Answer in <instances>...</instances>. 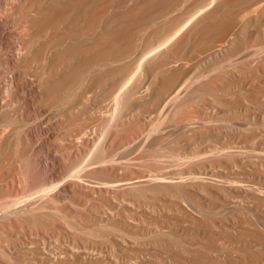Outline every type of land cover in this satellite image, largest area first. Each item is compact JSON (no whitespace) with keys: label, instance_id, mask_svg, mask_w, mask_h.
<instances>
[{"label":"rangeland","instance_id":"374dc122","mask_svg":"<svg viewBox=\"0 0 264 264\" xmlns=\"http://www.w3.org/2000/svg\"><path fill=\"white\" fill-rule=\"evenodd\" d=\"M6 1L9 0H0V10H2L0 14L5 11L7 7L6 5H8V2ZM106 1L105 20L106 17H109V14H111L110 18L112 19L114 17L121 18L120 20L114 18L115 22L109 18L106 20L109 23L111 22L110 27H107L105 30L108 33L111 31L110 28H112L113 25V28H118L120 25V27H122L124 23L130 25L132 22H128L127 19H131L132 21L134 16H136L135 19L140 17V23L137 22L135 24L134 22H136V20L134 19L131 24H134L132 29L140 28V30L137 29L139 32L136 30L139 34V38L135 43L136 45H134V48L129 50V53L122 56L123 58L119 59V61H114V63L112 61L111 64H108L109 67L105 65V68L108 69L115 67L116 62L119 66H126L131 63L133 69L130 74L127 75V78L131 75H137L143 72L140 74L141 77L137 75V77H140L139 84L128 91V94L130 95L128 96L126 93V96L124 95V98H122V103L120 102V105L118 104L116 107H112V105L109 104L111 103V95L113 96L117 90H113L114 84L117 81L114 76H112V78L110 77V79H106V84L102 82L103 86L101 85L102 87L99 86V88L93 87V85L92 87H88L90 86L88 84L92 82V74L98 72L97 68H94V70L91 68L90 71L88 70L90 73H86L88 76L85 75V77H83L81 75L78 77V79L81 78V80L77 79V76H79L77 75V72L80 71V61L83 60V58L79 61L78 59L80 57L85 58V56H83L85 51L79 46L83 45L82 47L85 48L86 45L87 48L91 43L88 42L91 40V36L88 41V37L86 38L87 43H81V45L80 42H84L87 35L84 36V41H80L81 39L73 40L75 44L78 40V50L81 49L79 52H77V45L75 46L74 44H72V46L74 45L73 47L76 48V51L71 46L73 48L71 50L75 52H72L71 50V53L69 52V54L66 52L67 55H73L71 59L76 55L73 61L75 60L74 63L76 64L77 60L78 64L80 62L79 65L76 64V66H72V64H70L69 66L66 65L65 67H62L61 63H55L57 64L56 66L53 65L54 63H51V65H53L51 67H54V71L57 68V70H59L67 67V71L64 70L66 72L65 75L68 77H74L75 74L76 79L74 77L68 82L65 80L63 81L60 79L64 74L63 69L60 71L63 73L62 75L56 70V78L54 77V79L57 80L55 81L59 83L58 80L60 79L64 85L69 83L66 85L67 88L63 89V94L60 96L62 101H57L53 108L51 106L50 108L46 106L44 107L46 110H43V108L38 113L36 111L35 113L34 109L31 107L32 102L30 101L31 103H28L29 99L26 98L28 96L27 91L22 90L23 94L18 89L19 91L16 90L18 94H16L17 92L15 90V92L11 93L12 90L7 87L6 92L8 89L10 91L6 94L3 89V87L9 84L8 80L14 73L13 67H11L6 60L12 55L10 52H14L16 49L13 50L10 46L8 48L5 43L2 44V42H0V61L4 63L2 64L0 62V67L2 69V71H0V74L2 75H0V77H2L0 80V88H2L0 91V99H4L6 107L9 105L7 107L9 109L5 107V109L0 112V132L2 131L3 133V135H1L2 133L0 134V138H3L4 136V140H8L5 145L9 143L10 149L13 147V153L16 152L17 155L18 153H22L21 157L20 155L19 157L15 155L16 153L13 154L16 157L14 156V159L12 156L13 158L9 159L8 162H10V167L8 168L7 166L9 163L6 161L8 159L4 160L5 158L3 156V158L0 157L3 164L7 162L4 165L8 170L0 168L3 170L0 171V174L1 172L3 175L10 174L9 177L7 176L8 178L5 176L8 179H6L8 182L7 184H9L5 191L7 190V193H9L11 190V196L14 197L16 192L19 194L18 196H20L21 193H23L21 195L24 196L27 192L26 196H24L27 197L28 195L33 196L37 194L44 188V190H47L48 188L50 189L52 184L55 185L56 183V186L59 183L62 184V182L64 183L67 179L69 183L71 182L73 184L72 181L75 182L72 185V189L70 188L67 194L62 197L60 196V198H54L55 201L58 200L57 202H54L52 199L48 202H51V208H49V210H47V208H45L46 210L41 208L43 210L41 211V209H39V212L37 211L39 213L38 215L36 213L31 214L32 217L30 214H27L24 218L26 219L28 217L26 219L28 222H26L23 217H20L21 221L23 220V223L20 222L21 225L23 224V227L20 225H14L13 228H15L13 229L12 227H9V225L6 227L3 226V228L0 226V264H170L171 262L172 264H179V262L180 264H195L192 263L194 260H196V264H259L260 259L263 261L260 263L264 264V0H217L219 3L214 1L212 4L214 5L218 3L219 5L217 4L214 6L215 8H212L213 5L211 4L210 8L206 9L209 10L208 13L210 12L208 17L205 15L202 17L203 15H201L204 13H206V15L208 14L205 10L204 13L201 12V14L198 15L202 19L199 17L195 18H199L198 20L201 21H199L200 23H197L198 25L196 24L197 26L195 25L189 32H196L198 33L197 35L200 34L201 30L204 28L202 26L206 25V23H208L209 27L214 28V26L217 25L218 20H221L222 18H231L232 25L230 31L227 33L228 36L225 35L228 38L227 42L230 39L231 40L228 42V44H230L225 49V52L220 50L217 56L210 54V49L204 47L206 44H201L199 36L193 33L192 38L188 34L189 39L191 38L190 41L188 40L189 43L187 42V44L185 43L178 47L174 46L177 50H175L173 46H171L172 48L170 47L174 50L173 52L176 51L177 53L170 52L173 55H168L170 51L168 46V48H166L168 54L166 51H163V53L161 50L163 54L160 55L161 52L157 50L156 53H154L155 56L152 54L147 60H143L145 62H141V60L145 58L144 56L148 54L151 49L154 50V48H157L156 46L161 37L160 32L165 30L169 25L171 26L173 24V26H171L173 28L178 25L177 23L180 24V21L182 22L188 19L192 15V12H195L209 0H173L175 3H170L171 6L169 5V2L172 0L168 2L167 0L166 2L161 0L165 5H162L163 9L160 8V5L158 8L165 12L159 10L161 14H158L159 11L156 9L155 12L157 13L155 14L153 13L154 11H149L153 16L157 15L156 17L151 16L150 13L148 14L151 17L147 14L143 13V15L141 13L144 12L142 10L144 8V10L147 11L145 5L148 4L147 2L149 0H144L145 3L142 2L143 0H140L141 3H139V0ZM150 1L152 2V0ZM158 1L159 0L156 1L157 4ZM136 2L142 4V9H138L139 12L141 11L140 14L134 8V11L139 15L142 14L139 17L136 12L137 15L134 13L132 7V9L129 10L131 5L138 8V3L136 6L133 5ZM166 3L168 4V7L166 6ZM107 4H110V6ZM195 8L196 10H194ZM217 8L219 9L218 11L216 10ZM212 9L213 11H210ZM10 10H6V14L8 15L4 14L5 12L1 14L3 18L6 16V20L4 22L2 21V26L4 27L7 25L4 27V31H7L6 35L8 37L11 35V38H9L13 39L10 40L12 41L11 43L15 42L16 45H13L21 47V37H23V34L28 36L23 28V18L18 15L20 13L17 12L16 14L15 10ZM128 10L130 12H128ZM13 11H15V13ZM131 11H133L135 15L132 14ZM115 12L118 16H113L116 14ZM123 12L129 14V16H126L127 14H124ZM119 13L122 14L120 15ZM123 16H126L127 18ZM142 16L144 18L145 16L146 18H152L153 20L147 22V19L149 18L146 20L143 18L146 21L145 22L141 19ZM18 18L21 20L20 22ZM141 20L144 22L141 23ZM204 20L206 22H204ZM117 23H120V25ZM18 26H20L19 28L21 29H19ZM199 26H201V29ZM160 27H162L161 29L163 30L159 31ZM198 27L200 31H198ZM15 29L18 31L21 30L22 33L14 31ZM167 30L168 29H166V31ZM75 32L76 31L74 30V33ZM76 33H78V31ZM157 35L160 37L156 42L155 38H157ZM193 35L195 37H193ZM75 37H77V35ZM227 38L223 39L225 40ZM217 43H219V41L216 40L215 44ZM210 44L208 43V46ZM210 46L212 47L213 45ZM27 53L28 52L26 51L25 53H21L22 56L20 55L19 57L21 58L17 59L18 61L16 60L17 65H15L14 68L18 69V72L21 70L20 73H28L29 75L35 74L34 77L37 78V80H43L47 76V67H49L47 64H50V62H43L46 60H41V58H43L42 55L39 57L40 62H42L38 65V62L36 63L38 52H36V54L33 53L34 56H30L33 55L30 52V55ZM5 55L9 57L7 58ZM67 57L65 54V58ZM2 59L4 61H2ZM176 59H178V63ZM84 60L87 63V58ZM42 63L43 68H41ZM82 63L86 65L84 62ZM142 63L144 65L148 64L147 67ZM175 63L178 66L182 64L181 68L179 70L177 69V71L183 72V69L191 70L194 74L196 73L197 79L194 75V77L191 76V79L190 77L188 79L186 78L187 80L184 79V82H181L182 86L181 83L179 84V88H185L186 85H188L186 87L187 90L188 88L190 89V87H193L191 90H188V92L186 89H182L183 92L185 93L186 91L187 94L185 93V95H181L180 97L182 98H178V101L175 100L174 92L168 94L169 97L167 96V99H160L161 91L159 85H161L162 81L160 78L163 79V77H166L167 74L165 73L167 72V69L173 67L174 70H176L175 68H178V66ZM139 64H142V69L145 67V69H143L145 71L141 69V65L139 66ZM174 64L177 67H175ZM81 65L80 69L84 68L85 65H83V67ZM111 65L112 67H110ZM136 65L138 68L135 67ZM74 66L79 71L76 69L77 71L72 70L73 72H69L72 67L75 68ZM68 67L71 69L69 70ZM173 68H171V71H174ZM45 69L46 71H44ZM35 70L37 73H35ZM74 71H76V73ZM144 73L145 76L143 75ZM168 73L175 74L169 70ZM68 74H70V76ZM66 76H62V78L65 79ZM114 79L116 81H114ZM189 79L190 81H188ZM193 79H196L194 83H192L194 81ZM204 80H206L207 86L204 85L206 84ZM112 81H114L113 84H111ZM64 82H66V84ZM110 84L112 86H108ZM156 84L159 85L157 86ZM116 85L118 84H115V86ZM200 85L203 86V88ZM106 87L108 88L106 89ZM117 87L118 86H116V88ZM156 88L159 89V91ZM111 89L113 90L112 93ZM64 91L66 94H64ZM108 91L110 92V95ZM129 92H132V94ZM155 92L159 96H157ZM183 97H185V99H183ZM38 98H41L39 101L41 103L43 101L42 97ZM123 99H126V101L123 102ZM173 99L176 103H174L175 101ZM37 101L38 99L35 100V102ZM123 103L125 104L121 105ZM17 104L18 106H16ZM15 107L16 109H13ZM85 107L87 111L85 110ZM117 107H119V110L117 109V112H115ZM55 108L56 110H54ZM7 121H10V124H8ZM34 123L36 124L34 125ZM115 124L119 126L115 127ZM138 124H143L144 126L147 125V127L144 128L142 125L141 128ZM138 127L140 129H138ZM13 128H15L16 131H14L15 129ZM7 130H9V133ZM5 131H7L8 135L4 134ZM26 131L29 132L27 133ZM128 131H130L131 134ZM14 133L15 136H13ZM7 136L10 139H8ZM115 136L118 138L116 139ZM17 137L18 139H15ZM12 140L13 143L11 142ZM223 145H230V148H233V152L236 153L234 154L231 151L232 154L229 153L225 155V157L221 154L220 156L222 158L216 156V159L212 158L213 160L205 157L202 158V155H199L201 152L203 153L204 150L212 146ZM14 146L17 149H15ZM0 149L3 150V147ZM2 154L3 153L0 150V155ZM99 155L101 159L98 157ZM35 158L40 161V166L34 165L35 163L33 161H35ZM97 158L99 159L97 160ZM201 158L203 161L205 158L203 163ZM227 158L230 160L228 161ZM20 159L26 162L24 163L22 161V164L20 163ZM51 159L52 161L54 160V163L50 161ZM197 159L199 161H197ZM197 162L198 164L196 165ZM200 162L201 164H199ZM14 163H19V166ZM204 163L205 165H203ZM11 164L16 165L14 167H18V170L21 169L23 173L25 172L26 175L24 174L23 176L22 172L19 171L21 172L19 182H22L23 185H21V183L18 184V182L10 185V179H12L10 176L15 178L19 176L17 174L18 170L15 172V168H13ZM32 164L35 167H33ZM20 165L21 167H25L23 168L24 171L20 168ZM47 167L49 168L46 169ZM196 167H200L203 170L205 168L204 171L208 173V176L211 178L213 177L215 182H221L228 179L232 180L234 186L236 185V187H240L241 189L246 186L245 188L247 190L243 189V192L239 188L233 190L232 187L224 186L225 184L222 182L220 183L221 185L216 182L213 191L207 193L204 191H193L187 186L190 181H186L187 183L184 182L186 186H183L184 183L180 182L179 184L173 183L178 182L185 175H188L190 169L191 171L197 169ZM112 168H114L115 171ZM68 170L69 172H67ZM35 171H37V174ZM48 171L51 172V174L54 171L52 179L45 175ZM159 175H163L164 177L167 176L168 178H165L168 180L171 179L172 183L167 185V183L163 184L158 182L156 185H151L149 183L139 182L140 184L137 183V185L135 184L132 188H124V190L122 188H117V191L112 193L111 191L107 192L106 190L109 183L119 181V179L129 177L142 179L143 177H154ZM76 183L80 184V186ZM103 183L106 188L105 190ZM97 186L99 189H96ZM24 188L25 190H23ZM51 188L54 189L55 187ZM37 189L39 190L37 191ZM118 190L120 192H118ZM14 191L16 192L14 193ZM103 192L105 193L103 194ZM109 192L112 195L109 194ZM5 193H0V200L5 201V196H7ZM1 197H5V199ZM2 201L0 203H3ZM42 212H44V214ZM34 216L35 218H33ZM16 218L20 221L19 217ZM31 218L32 220H30ZM42 218H44L45 221ZM196 219L199 221L196 222ZM201 219H203V222ZM7 227L9 228L7 229ZM60 254L62 257L64 256V258L61 257V262H50L51 259ZM73 254L76 255L73 256ZM228 256L232 258H229ZM227 257L229 261H227ZM233 257L235 260H233ZM48 258H50V260ZM219 258H221V261ZM212 259L216 261L213 262ZM251 259L254 260L251 261Z\"/></svg>","mask_w":264,"mask_h":264},{"label":"bare ground","instance_id":"6f19581e","mask_svg":"<svg viewBox=\"0 0 264 264\" xmlns=\"http://www.w3.org/2000/svg\"><path fill=\"white\" fill-rule=\"evenodd\" d=\"M106 0H9V1H6V2H8L7 4L8 5H6L7 7H6V9H5V13L4 12H2V13H4V14H6V10H15L16 11V14H17V12L18 13H20V14H18V15H20V16H22V18H23V22H24V30H25V33H27V35L28 36H25L24 34H23V37H21V40H22V45H21V47L20 46H15L16 44H15V42L14 43H11L12 41H10V40H13V39H9V38H11L10 36L8 37L6 34V32L4 31L5 30V28L4 27H6V26H2V23L6 20V16H4L5 18H3V16L1 15L0 16V42H2V44L3 43H5L7 46H8V48H9V46L11 47V48H13V50L14 49H16V51H14V52H10V53H12V55H10V58H8L6 55V57L8 58V60H6L7 62H9V64H10V66L11 67H13V74H12V76L9 78V84H7L5 87H3V89L5 90V92H6V89H7V87L8 88H10V90H12L11 91V93L12 92H15L16 90H20L22 93H23V91H27V94H28V96L26 97L27 99H29V101H28V103L30 102L31 104H32V108L34 109V112L36 111L37 113L38 112H40L44 107H49L50 108V106L53 108L55 105V103H57V101H60L61 100V98H60V96H61V94H63L62 93V91H63V89L64 88H67V86L66 85H68V84H66V82H68V81H70V80H72L74 77H75V79H76V75L74 74V77L72 76H70V74H68L70 77H68V76H66L65 75V71L64 70H66V68L65 69H63V68H61V69H63V71H64V74L63 73H61L60 71H61V69H59V70H57L56 68V70L57 71H59L60 73H61V75L62 76H66V78L65 79H63L62 78V76H61V78L60 79H62L63 81L65 80L66 82H64L66 85H64L63 84V82H62V80L60 81V79L58 80L59 81V83L57 82V81H55V80H57V79H54V77L56 78V76H55V71L53 70L54 69V67L52 68L51 66H56L57 64H60L61 63V65H62V67H65L66 65L67 66H69L70 64H72V66L73 65H75L76 66V64L77 65H79L80 64V62H81V66L83 67V65H85V64H83L82 62H84V63H86L85 62V58H87V63H86V65L84 66V68H82V69H80V65H79V70L75 67V68H73L72 67V69L70 68V67H68L69 68V72H73L72 70H78L79 72H77L78 74L77 75H79V76H77V79H78V77H80L81 75L83 76V77H85V75H87L88 73H90V72H88V70L90 71V69L91 68H93V70H94V68L96 69H98V72L95 74V72H94V74H92L93 75V77H92V82H90L89 83V81H88V85H90V86H88V87H92V85H93V87H98L99 88V86H103V83L102 82H104V84H106L105 83V81H106V79H110V77L112 78V76H114L115 77V79L117 80H115L114 79V81H116V83L115 84H118V85H116V86H118L117 88H116V86H115V84H114V88H113V90H116V92H115V94L112 96L111 95V103H109L110 105H112V107H116V106H118V104L120 105V102L122 103V98H124V95L127 93L128 94V91H130L132 88H135V86L137 85V84H139L138 82L140 81V74L141 73H143V72H141L140 74H137V75H139L138 77H137V75H131V76H129L128 78H127V75L128 74H130V72L132 71V69H133V66H132V64L130 63V64H128V65H126V66H123L122 64H120V65H122V66H119L118 64H117V62H116V65H117V67H116V65H115V67H112V65L110 66V67H112V68H108V69H111V70H108L107 68H105V65H107L108 66V64H111V62L113 61V63H114V61H119V59H122L123 57L122 56H124L126 53H129V50H131L132 48H134V45H136L135 43L138 41V38H139V34H138V30H140V28H137V29H132L134 26V24L133 25H131L132 23H133V20L135 19V17L136 16H134V19H132V21H131V19L130 20H128L127 19V21L129 22L130 21V25H128L127 23H124V25H122V27H120L121 25H120V23H117V24H119L120 26L117 28H113L114 27V25H113V30H112V28H110L111 29V31L108 33V32H106L105 30L107 29V27H110V23L109 22H107L106 20H108V18L109 19H112V18H110V15L111 14H109V17H106V20H105V12H106V2H105ZM140 1V0H139ZM145 1H147V0H145ZM145 1L143 0L142 2H144L145 3ZM150 1V0H149ZM147 2L148 4H146L145 5V7H146V9H147V11H145L144 9H142V4H139V3H141V1L138 3V2H136V3H134L133 5H135L136 6V4L138 3L139 5H140V7H139V5H138V8H136V7H133L132 5L130 6V8H129V10L130 9H132L133 11H134V8L136 9V11H138V9L139 8H141L144 12H141L142 14L144 13V14H147L148 16H149V14L148 13H150L151 14V16H153L152 15V11H154L153 13H157V12H155V10L157 9V11H161V9H163V6L162 5H165V3H163V2H166V0H164L163 2L161 1V0H159L158 1V4H157V0H152V2L150 1V2ZM161 1V2H160ZM168 1H170V0H167V2ZM179 1V0H178ZM214 1H217V0H209L206 4L204 3V5L202 6V7H197L198 9L196 10V8L194 9V10H196L195 12H192L191 14V16L188 18V19H186V20H184V21H180V24L179 23H177L178 25H176V26H174L173 28L171 27V26H173V24L169 27H167V26H164V27H167L166 29H168L167 31H166V29L165 30H163V29H161L162 27H160V29H159V31L160 30H163L162 32H160L161 34H160V41H158V39H159V37H158V35H157V38H155L156 39V42L158 41L159 43H158V45L156 46L157 48L155 49L154 48V50H152L151 49V51L148 53V54H146L144 57V59H142L141 60V62L143 61V60H147L150 56H152V54L154 55V53H156V51L157 50H159L160 52H161V50H162V52L163 51H166V48H168V46H169V48L171 47V46H173V48H174V46H176V47H178V46H182L183 44H187V42L189 43V41H190V39L192 38V34L193 33H195L196 35L198 34V33H196V32H193V33H190L189 31L197 24V23H200L199 21H201V20H198L199 18L200 19H202L201 17H199L198 15H200L201 14V12H205V10L206 9H209L210 8V6H211V4L214 2ZM219 1V0H218ZM217 1V2H218ZM5 2V3H6ZM172 2H174L173 0L171 1V2H169V5H170V3L172 4ZM221 2V1H220ZM108 3V2H107ZM143 3V4H144ZM160 3H162V4H160ZM175 3V2H174ZM174 3H173V5H174ZM219 3V2H218ZM217 3V4H218ZM4 4V3H3ZM113 4V3H112ZM167 4V3H166ZM208 4H210V5H208ZM217 4H212L213 5V7L212 8H215L214 6H216ZM223 4V3H222ZM108 6H110V4H107ZM117 5V4H116ZM119 5V4H118ZM161 7H160V6ZM206 5H208V6H206ZM219 5V4H218ZM2 6H5V5H2ZM167 7H168V4L166 5ZM165 6V7H166ZM171 6V5H170ZM169 6V7H170ZM223 6V5H222ZM132 7V8H131ZM158 7H160L161 9H159ZM164 7V8H165ZM166 7V8H167ZM218 7V6H217ZM5 8V7H4ZM3 8V9H4ZM218 8H220V7H218ZM216 9L217 11L219 10V9ZM10 10V11H11ZM128 10V12H130ZM140 10V9H139ZM164 10H166V9H164ZM193 10V11H194ZM215 10V11H216ZM2 10H0V12H1ZM15 11H13L14 13H15ZM133 11H131L132 12V14H134L136 11H134V13H133ZM149 11H151V12H149ZM160 11L158 12V14L160 13ZM207 11V13H208V11L209 10H206ZM210 11H213V9L212 10H210ZM140 12L138 11V13L140 14ZM161 12H165V11H161ZM116 13V12H115ZM124 13V12H123ZM126 13V12H125ZM124 13V14H125ZM137 13V12H136ZM135 13V14H136ZM137 13V14H138ZM210 13V12H209ZM209 13L206 15V13H204V14H201V15H203L202 17H204V15L205 16H207L208 17V15H209ZM213 13V12H212ZM113 14V13H112ZM117 14V13H116ZM113 15V16H118V14L117 15ZM120 15L122 14V13H119ZM123 14V15H124ZM127 14V13H126ZM131 14V13H130ZM131 14V15H132ZM134 14V15H135ZM136 14V15H137ZM138 14V17L139 16H141V15H139ZM143 14V15H144ZM161 14V13H160ZM6 15H8V14H6ZM120 15H119V17H120ZM130 15V16H131ZM212 15V14H211ZM214 15V14H213ZM113 16H111V17H113ZM126 16H129V14H127ZM126 16H123V17H126ZM133 16V15H132ZM151 16H149V17H151ZM155 16V15H154ZM153 16V17H154ZM157 16V15H156ZM155 16V17H156ZM196 16V17H195ZM226 16V15H225ZM224 16V17H225ZM2 17V18H1ZM16 17V16H15ZM122 17V18H123ZM149 17H147V18H149ZM197 17H199L198 19H195V18H197ZM227 17V16H226ZM21 18V17H20ZM115 18V17H114ZM114 18L112 19L114 22H115V20H114ZM118 18V17H117ZM117 18H115L116 20H117ZM127 18V17H126ZM129 18V17H128ZM132 18V17H131ZM140 18V17H139ZM139 18H136L135 20H136V22H134L135 24L137 23V22H139ZM144 17L142 16V20H146L147 18H146V16H145V18L143 19ZM222 18V17H221ZM3 19V20H2ZM14 19V18H13ZM119 19V18H118ZM121 19V18H120ZM119 19V20H120ZM138 19V20H137ZM10 20H12V19H10ZM17 20V19H16ZM18 20H19V18H18ZM118 20V21H119ZM141 20V21H142ZM144 20V21H145ZM153 19L151 18H149V19H147V22L148 21H152ZM3 21V22H2ZM15 21V20H14ZM21 20H19V22H20ZM110 21V20H109ZM112 21V22H113ZM126 21V20H125ZM125 21H122V22H125ZM144 21H142L141 23H143ZM10 22V21H9ZM19 22H18V24H19ZM121 22V23H122ZM146 22V21H145ZM203 22V21H202ZM204 22H206L205 20H204ZM10 23H12V22H10ZM22 23V22H21ZM20 23V24H21ZM140 23V22H139ZM13 24V23H12ZM112 24H114V23H112ZM116 24V23H115ZM123 24V23H122ZM127 24V25H126ZM15 25V24H14ZM125 25H126V28H125ZM139 25V24H138ZM198 25V24H197ZM196 25V26H197ZM203 25H204V23H203ZM208 25V23H206V25H204V26H202V24H201V26L202 27H204L202 30H201V32H200V34L199 35H197V36H199V38H200V40H201V44L203 43V44H206V45H204V47H208L209 49H210V51H209V49L207 48V50L210 52V54H212V55H216L217 56V54H218V52H220V50L222 51V52H225V49L228 47V45L230 44H228V42L231 40H229L228 42H227V40H228V38H227V36H228V32L230 31V27H231V25H232V20H231V18L229 19V18H222L221 20H218V22H217V25L216 24H214V25H216V26H214V28L213 27H209V25ZM21 26V25H20ZM20 26H18V28L20 27ZM118 26V25H117ZM124 26V27H123ZM131 27V28H128V27ZM133 26V27H132ZM140 26V25H139ZM139 26H137V27H139ZM201 26H199L200 27V29H201ZM213 26V25H212ZM136 27V26H135ZM163 27V28H164ZM199 27L197 28L198 29V31H200V29H199ZM8 28V27H7ZM171 28V29H170ZM10 29V28H9ZM11 29H13V28H11ZM19 29H21V28H19ZM109 29V28H108ZM109 29V30H110ZM24 30H22V31H24ZM28 32H27V31ZM74 30L77 32L78 31V33H74ZM108 30V31H109ZM135 30V31H134ZM138 32H137V31ZM14 31H18V30H14ZM164 31H166V32H164ZM195 31H197V30H195ZM197 31V32H198ZM18 32H21V30L20 31H18ZM189 32V33H188ZM12 33V32H11ZM22 33V32H21ZM159 34V33H158ZM188 34H189V36L191 37L190 39H189V37H188ZM9 35V34H8ZM77 35V37H75ZM87 35V36H86ZM225 35H227V36H225ZM19 36V35H18ZM17 36V37H18ZM84 36H86L85 37V41H84ZM91 36V40H92V38H93V40L91 41L90 39H89V37ZM225 36V37H224ZM88 37V38H87ZM193 37H195L194 35H193ZM20 38V37H19ZM86 38H87V41L88 40H90V41H88L90 44L88 45V47L86 48V45H85V48L84 47H82L83 45H81V43H85L86 42ZM154 38V37H153ZM199 38H195V39H199ZM223 38H227V39H223ZM17 39V38H16ZM74 39H81L80 41H84V42H80V45L81 46H79V47H81V49L83 48L84 50L83 51H85L84 53H83V56H85V58L84 57H80L79 59H78V61L81 59V58H83V60H81L80 62H79V64H78V62H77V60H76V64L74 63L75 62V60L73 61V59H74V57L76 56H74L73 57V59H71L72 58V56H70V55H67V53L66 52H68V54H69V52L71 53V49H73L74 48V50L76 49L75 47H73L74 45L76 46L77 45V47H78V40H77V42H76V44H75V42L73 41ZM83 39V40H82ZM189 40V41H188ZM216 40L217 41H219V43H217V44H215L216 43ZM20 41V40H19ZM213 42H215V43H213ZM19 43V42H18ZM87 43V42H86ZM208 43L210 44V45H213L212 47L209 45L208 46ZM213 43V44H212ZM13 44H15V45H13ZM72 44H74L73 46H72ZM157 44V43H156ZM215 44V45H214ZM5 45V46H6ZM73 48H72V47ZM79 47L77 48V50L79 49ZM175 47V48H176ZM184 47V46H183ZM3 48V47H2ZM11 48H10V50H11ZM162 48V49H161ZM172 48V47H171ZM170 48V51H169V54H168V52H167V54L168 55H173V54H171L170 52H173L174 50L173 49H171ZM174 48V49H175ZM80 49V50H81ZM86 49V50H85ZM180 49V48H179ZM182 49V48H181ZM3 50V49H2ZM9 50V51H10ZM36 50H38V51H36ZM71 50V51H70ZM80 50H78L77 52H79ZM172 50V51H171ZM175 50H177V49H175ZM25 51L26 52H30V53H32L33 51V53H35L36 54V52H38L37 53V57H38V59H39V61H38V59H36V57H35V59L37 60L36 61V63L38 62V65L42 62H40V58L39 57H41L42 55V57L43 58H41V60H43V59H45L46 61H43V62H47V63H49L50 62V64H47V66H49V67H47L48 69H47V76L43 79V80H41V79H38L37 80V78H35L34 76H35V74L34 75H29L28 73L27 74H25V73H23V72H21L20 73V71L21 70H19V72H18V69H15L14 67H15V65H17V63H16V60L17 59H19V58H21V57H19L20 55H21V53H25ZM36 51V52H35ZM76 51V50H75ZM75 51H72V52H75ZM158 51V52H159ZM41 52H42V54H41ZM159 52V53H160ZM160 53V55L161 54H163V53ZM165 52V53H166ZM176 52V51H175ZM175 52H173V53H175ZM2 53H3V51H2ZM27 53V54H28ZM30 53H29V55H30ZM32 53V54H33ZM82 53V52H81ZM80 53V54H81ZM158 53V54H159ZM177 53V52H176ZM65 54H66V57L67 56H70V57H67V58H65ZM78 54V53H77ZM220 54V53H219ZM223 54V53H222ZM225 54V53H224ZM25 55V54H24ZM28 55V56H29ZM39 55V56H38ZM22 56V55H21ZM30 56H34V54L33 55H30ZM36 56V55H35ZM155 56V55H154ZM154 56H153V58H154ZM6 57H4V58H6ZM27 57V56H26ZM78 57H79V55H78ZM177 57V56H176ZM214 57V56H213ZM1 58V57H0ZM3 58V59H4ZM29 58V57H28ZM34 58V57H33ZM33 58H32V60H33ZM2 59V61H4ZM23 59V58H22ZM26 59V58H25ZM24 60V59H23ZM31 60V61H32ZM151 60V59H150ZM174 60V59H173ZM177 60V63L179 62L178 61V59H176ZM5 61V62H6ZM18 61V60H17ZM21 61V60H20ZM25 61V60H24ZM29 61V60H28ZM49 61V62H48ZM1 62V61H0ZM34 62V61H33ZM32 62V63H33ZM143 62H145V61H143ZM175 62V61H174ZM2 63V62H1ZM16 63V64H15ZM19 63H21V62H19ZM18 63V64H19ZM51 63H54L53 65H51ZM55 63H57V64H55ZM120 63H122V62H120ZM2 64H4V63H2ZM7 64V63H6ZM143 64V63H142ZM142 64H139V66L141 65V69H142ZM176 64V63H175ZM174 64V65H175ZM32 65V64H31ZM45 65V64H44ZM144 65V64H143ZM146 65V64H145ZM144 65V66H145ZM148 65V64H147ZM147 65L145 66V67H147ZM177 65V64H176ZM175 65V67H177ZM180 65V64H179ZM182 65V64H181ZM181 65L180 66H178V68H175L176 70H174V68L173 67H171V68H173V70L174 71H176V72H174V71H171L172 69L171 68H169V69H167V72L165 73V74H167V75H169V76H167L166 75V77H163V76H165L164 74H162L163 76H158V77H163V79L162 78H160L161 80V85H159V89H160V99H167L169 96H168V94H171L172 92H174L175 94H174V96H175V100H177L178 98H182V97H180L181 95L183 96V95H185V93H186V91H185V93L183 92V90L182 89H186L187 90V86L188 85H186V87L184 88H179L178 86H179V84L181 83V82H184L183 80L184 79H188L189 77H190V79L192 78V77H194V75L196 76V73L194 74V72H192L191 70H187V69H183L182 71L183 72H181V71H177V69L179 70L180 68H181ZM9 66V65H8ZM9 66V67H10ZM37 66V65H36ZM4 67V66H3ZM8 67V68H9ZM18 67V66H17ZM16 67V68H17ZM32 67H34V66H32ZM59 67V66H58ZM109 67V66H108ZM135 67H137L138 68V66L136 65ZM145 67L143 68V69H145ZM19 68V67H18ZM21 68V67H20ZM37 68V67H36ZM40 68V67H39ZM41 68H43V63H42V67ZM45 68H46V66H45ZM183 68V67H182ZM0 69H1V67H0ZM5 69H7V68H5ZM12 69V68H11ZM22 69V68H21ZM29 69V68H28ZM107 69V70H106ZM136 69V68H135ZM142 69V70H143ZM7 70H9V69H7ZM30 70V69H29ZM76 70V71H77ZM137 70V69H136ZM135 70V71H136ZM148 70V69H147ZM168 70L170 71V72H173V73H175V74H172V73H168ZM188 72H187V71ZM0 71H2V69L0 70ZM10 71V70H9ZM27 71V70H26ZM32 71H34V70H32ZM36 71V70H35ZM44 71H46V69L44 70ZM62 71V72H63ZM67 71V70H66ZM76 71H74L75 73H76ZM143 71H145V70H143ZM186 71V72H185ZM190 71V72H189ZM4 72H5V70H4ZM8 72V71H7ZM25 72V71H24ZM68 72V73H69ZM88 72V73H87ZM139 72H140V70H139ZM147 72V71H146ZM179 72V73H178ZM32 73V72H31ZM30 73V74H31ZM35 73H37V71L35 72ZM87 73V74H86ZM9 74V73H8ZM7 74V75H8ZM44 74V73H43ZM59 74V73H58ZM134 74V73H133ZM1 75V74H0ZM38 75V74H37ZM57 75V74H56ZM72 75V74H71ZM144 76H145V73L143 74ZM161 75V74H160ZM200 75V74H199ZM2 76V75H1ZM6 76V75H5ZM58 76V75H57ZM88 76V75H87ZM136 76V77H135ZM192 76V77H191ZM203 76V75H202ZM82 77V78H83ZM201 77V76H200ZM199 77V78H200ZM57 78H59V77H57ZM143 78V77H142ZM2 79V77H0V80ZM74 79V80H75ZM186 79V80H187ZM190 79L188 80V81H190ZM196 79H197V76H196ZM195 79V80H196ZM218 79V78H217ZM6 80V79H5ZM78 80H81V78L80 79H78ZM90 80H91V78H90ZM143 80V79H142ZM194 80V79H193ZM195 80L192 82V83H194L195 82ZM200 80V79H199ZM199 80H197V81H199ZM111 81V80H110ZM110 81H109V83H110ZM114 81H112V83L111 84H113L114 83ZM157 81V80H156ZM196 81V82H197ZM201 81V80H200ZM205 82H206V80H204ZM215 81V80H214ZM62 82V83H61ZM142 82H144V81H142ZM146 82V81H145ZM186 82V81H185ZM202 82V81H201ZM213 82V81H212ZM108 83V84H109ZM158 83V82H157ZM210 83V82H209ZM215 83V82H214ZM61 84H63V85H61ZM108 85V86H112V85ZM187 84V83H186ZM203 84H204V82H203ZM218 84V83H217ZM75 85V84H74ZM157 85V84H156ZM157 85V86H158ZM185 85V84H184ZM193 85V84H192ZM204 85H206L207 86V82H206V84H204ZM213 85V84H212ZM1 86H2V84H1ZM4 86V85H3ZM66 86V87H65ZM101 86V87H102ZM181 86H182V83H181ZM199 86V85H198ZM201 86V85H200ZM210 86V85H209ZM209 86H208V88H209ZM217 86V85H216ZM137 87H139V86H137ZM145 87V86H144ZM190 87V86H189ZM193 87V86H192ZM192 87H190V89L188 88V90H191L192 89ZM202 88H203V86H201ZM205 87V86H204ZM211 87V86H210ZM215 87V86H214ZM108 87H106V89H107ZM110 88V87H109ZM112 88V87H111ZM146 88H148V87H146ZM155 88V87H154ZM196 88V87H195ZM25 89V90H24ZM145 89V88H144ZM150 89V88H149ZM152 89V88H151ZM157 89V88H156ZM159 89H157L158 91H159ZM198 89H199V87H198ZM201 89V88H200ZM211 89V88H210ZM2 90V88H0V91ZM9 89H8V91H10ZM15 90V91H14ZM18 90V91H19ZM23 90V91H22ZM85 90H87V89H85ZM102 90V89H101ZM104 90H105V88H104ZM113 90L111 89V93L113 92ZM147 90V89H146ZM155 90V89H154ZM156 90V91H157ZM188 90H187V92H188ZM197 90V89H196ZM6 92V94H8L9 92ZM65 91H66V89H65ZM65 91H64V94H66L65 93ZM69 91V90H68ZM110 91V90H109ZM108 91V93H109V95H110V92ZM133 91H135V90H133ZM132 91V92H133ZM152 91V90H151ZM157 91V92H158ZM194 91V90H193ZM192 91V92H193ZM3 92V91H2ZM1 92V93H2ZM4 92V93H5ZM17 92V91H16ZM67 92V91H66ZM132 92H129V93H131L132 94ZM21 93V94H22ZM153 93V92H152ZM156 93V92H155ZM184 93V94H183ZM191 93V92H190ZM5 94V95H6ZM16 94H18V92L16 93ZM24 94V93H23ZM23 94H22V96H23ZM84 94V93H83ZM148 94V93H147ZM187 94V93H186ZM130 94H128V96H129ZM156 95L157 96H159L157 93H156ZM191 95V94H190ZM189 95V96H190ZM3 96V95H2ZM21 96V95H20ZM65 96V95H64ZM81 96V95H80ZM84 96V95H83ZM126 96V95H125ZM168 96V97H167ZM173 96V95H172ZM188 96V95H187ZM1 97V96H0ZM12 97V96H11ZM14 97V96H13ZM38 97H42V99H43V101L40 103L39 101L41 100V98H38ZM63 97V96H62ZM5 98V97H4ZM6 98H8V97H6ZM22 98V97H21ZM64 98V97H63ZM126 98V97H125ZM14 99H15V97H14ZM38 99V101L37 102H35V100H37ZM81 99V98H80ZM127 99H128V97H127ZM183 99H185V97H183ZM13 100V99H12ZM110 100V99H109ZM159 100V99H158ZM174 100V99H173ZM174 100V101H175ZM182 100V99H181ZM15 101V100H14ZM62 101V100H61ZM108 101V100H107ZM106 101V102H107ZM124 101H126V99H123V102ZM162 102H164L163 100H161ZM160 101V102H161ZM178 101V100H177ZM10 102V101H9ZM8 102V103H9ZM17 102V101H16ZM101 102V101H100ZM108 102H110V101H108ZM166 102V101H165ZM173 102V101H172ZM181 102V101H180ZM60 103V102H59ZM59 103H58V105H59ZM97 103V102H96ZM174 103H176V101L174 102ZM178 103V102H177ZM30 104V105H31ZM95 104V103H94ZM100 104V103H99ZM103 104V103H102ZM125 103H123V104H121V105H124ZM28 105V104H27ZM27 105H25V106H27ZM57 105V106H58ZM96 105H98V104H96ZM104 105H105V103H104ZM107 105V104H106ZM109 105V106H110ZM9 106V105H8ZM7 106V107H8ZM16 106H18V104L16 105ZM108 106V105H107ZM106 106V107H107ZM5 107H6V103H5V101H4V99H0V112H2L4 109H5ZM6 107V108H7ZM84 107V106H83ZM96 107V106H95ZM102 107V106H101ZM173 107H174V104H173ZM52 108H51V112H52ZM88 108V107H87ZM97 108V107H96ZM119 107H117L116 108V110H115V112H117V109H118ZM123 108V107H122ZM121 108V109H122ZM172 108V107H171ZM7 109H9V108H7ZM13 109H16V107L15 108H13ZM84 109V108H83ZM82 109V110H83ZM89 109V108H88ZM105 109V108H104ZM121 109H120V111H121ZM19 110V109H18ZM43 110H46L45 108L43 109ZM50 110V109H49ZM54 110H56V108L54 109ZM70 110H71V108H70ZM85 110H86V107H85ZM93 110V109H92ZM119 110V109H118ZM125 110V109H124ZM11 111H13V110H11ZM21 111H22V109H21ZM25 111V110H24ZM72 111V110H71ZM87 111V110H86ZM95 111V110H94ZM109 111V110H108ZM120 111H118L119 113H121ZM35 112V113H36ZM100 112V111H99ZM6 113V112H5ZM9 113V112H8ZM18 113V112H17ZM54 113V112H53ZM102 113V112H101ZM105 113V112H104ZM114 113V112H113ZM15 114V113H14ZM60 114V113H59ZM92 114V113H91ZM98 114V113H97ZM109 114V113H108ZM116 114V113H115ZM114 114V115H115ZM0 115H1V113H0ZM4 115V114H3ZM9 115V114H8ZM18 115V114H17ZM27 115V114H26ZM35 115V114H34ZM42 115V114H41ZM49 115V114H48ZM96 115V114H95ZM106 115V114H105ZM104 115V116H105ZM55 116H56V114H55ZM101 116V115H100ZM103 116V117H104ZM3 117V116H2ZM6 117V116H5ZM19 117V116H18ZM43 117V116H42ZM97 117V116H96ZM4 118V117H3ZM101 118V117H100ZM105 118V117H104ZM110 118H111V116H110ZM110 118H108V119H110ZM133 118V117H132ZM135 118V117H134ZM6 119V118H5ZM97 119V118H96ZM103 119V118H102ZM139 119V118H138ZM1 120V119H0ZM8 120H9V118H8ZM37 120V119H36ZM56 120V119H55ZM112 120H114V119H112ZM134 120H136V119H134ZM6 121V120H5ZM48 121V120H47ZM52 121V120H51ZM103 121V120H102ZM111 121V120H110ZM109 121V122H110ZM130 121V120H129ZM8 122V124H10L9 122L10 121H7ZM36 122V121H35ZM118 122V121H117ZM120 122V121H119ZM141 122V121H140ZM12 123V122H11ZM37 123V122H36ZM36 123H34V125L36 124ZM42 123V122H41ZM102 123V122H101ZM112 123V122H111ZM146 123V122H145ZM1 124H2V121H1ZM4 124H5V122H4ZM13 124V123H12ZM11 124V125H12ZM39 124V123H38ZM50 124H51V122H50ZM105 124V123H104ZM103 124V125H104ZM109 124V123H108ZM144 124V123H143ZM143 124H138V125H140L141 126V128H142V125ZM40 125V124H39ZM38 125V126H39ZM114 125V124H113ZM120 125H122V124H120ZM145 125V124H144ZM143 125V126H144ZM6 126V125H5ZM8 126V125H7ZM53 126V125H52ZM117 126V124H115V127ZM119 126V125H118ZM117 126V127H118ZM125 126H127V125H125ZM130 126V125H129ZM1 127V126H0ZM3 127V126H2ZM9 127V126H8ZM40 127V126H39ZM114 127V126H113ZM121 127V126H120ZM145 127H147V125L146 126H144V128ZM6 128V127H5ZM11 128V127H10ZM33 128V127H32ZM48 128H49V125H48ZM85 128V127H84ZM122 128V127H121ZM7 129V128H6ZM13 129H15V128H13ZM13 129H12V131H13ZM40 129V128H39ZM116 129V128H115ZM130 129V128H129ZM132 129V128H131ZM138 129H140L139 127H138ZM195 129V128H194ZM193 129V130H194ZM206 129V128H205ZM204 129V130H205ZM2 130V129H1ZM134 130V129H133ZM143 130V129H142ZM8 131V133H9V130H7ZM7 131H5V135H8L7 134ZM11 131V132H12ZM14 131H16V129L14 130ZM13 131V132H14ZM22 131V130H21ZM25 131V130H24ZM131 131V130H130ZM130 131H128V132H130ZM199 131V130H198ZM3 132H4V130H3ZM19 132H20V130H19ZM27 132V131H26ZM29 132V131H28ZM27 132V133H28ZM35 132V131H34ZM93 132H94V130H93ZM112 132V131H111ZM116 132V131H115ZM132 132V131H131ZM131 132H130V134H131ZM197 132V131H196ZM2 133V131L0 132V134ZM31 133V132H30ZM117 133H118V131H117ZM134 133V132H133ZM17 134V133H16ZM21 134H22V132H21ZM85 134V133H84ZM97 134V133H96ZM127 134V133H126ZM200 134V133H199ZM1 135H3V133L1 134ZM0 135V136H1ZM13 135V134H12ZM86 135V134H85ZM129 135V134H128ZM201 135V134H200ZM199 135V136H200ZM203 135V134H202ZM9 136H11V135H9ZM13 136H15V133H14V135ZM20 136V135H19ZM38 136V135H37ZM96 136V135H95ZM130 136V135H129ZM22 137V136H21ZM88 137V136H87ZM87 137H86V139H87ZM116 137V136H115ZM124 137V136H123ZM128 137V136H127ZM6 138V137H5ZM7 138H8V136H7ZM13 138V137H12ZM20 138V137H19ZM25 138H27V137H25ZM29 138V137H28ZM83 138V137H82ZM94 138V137H93ZM118 137H116V139H117ZM125 138H126V136H125ZM130 138V137H129ZM133 138V137H132ZM8 139H10V138H8ZM15 139H18V137L17 138H15ZM23 139V138H22ZM85 139V138H84ZM90 139V138H89ZM92 139V138H91ZM127 139V138H126ZM25 141V140H24ZM27 141V140H26ZM30 141H31V139H30ZM32 141H34V140H32ZM85 141V140H84ZM88 141V140H87ZM131 141V140H130ZM8 142V140H4V136H3V138L1 137L0 138V148H2L3 147V150L2 149H0L1 151H2V155H0V157L1 158H5L4 160H6V159H8V160H6L7 162L9 161V159H11V158H13L15 155H17V153L15 154V153H13L12 152V149H13V147H12V149H10V147H9V143L8 144H6L5 145V143H7ZM12 143H13V140L11 141ZM29 142V141H28ZM16 143H18V142H16ZM21 143V142H20ZM86 143V142H85ZM23 144V143H22ZM25 144V143H24ZM30 144V143H29ZM79 144V143H78ZM5 145V146H4ZM11 145V144H10ZM28 145V144H27ZM31 145V144H30ZM29 145V146H30ZM46 145V144H45ZM77 145V144H76ZM86 145H87V143H86ZM25 146V145H24ZM32 146V145H31ZM30 146V147H31ZM42 146V145H41ZM74 146V145H73ZM15 147V146H14ZM19 147V146H18ZM26 147V146H25ZM24 147V148H25ZM231 146L230 145H223V146H212V147H210V148H208V149H206V150H204L203 151V153L201 152L199 155L203 158V157H205V158H207V159H216L215 157L217 156H219L220 158H222L220 155L222 154L223 155V157H225V155H227V154H232L231 153V151L233 152L234 151V149L232 148H230ZM46 148V147H45ZM15 149H17L16 147H15ZM28 149V148H27ZM36 149V148H35ZM80 149V148H79ZM25 150V149H24ZM45 150V149H44ZM19 151V150H18ZM21 151H22V148H21ZM27 151V150H26ZM28 151H29V149H28ZM28 151H27V153H28ZM32 151H33V149H32ZM35 151V150H34ZM79 151V150H78ZM31 152V151H30ZM36 152V151H35ZM26 153V152H25ZM234 153V152H233ZM236 153V152H235ZM234 153V154H235ZM13 154H15V155H13ZM22 154V153H21ZM21 154L20 153H18V157H19V155H20V157H21ZM32 154V153H31ZM24 155V154H23ZM48 155V154H47ZM3 156V157H2ZM13 156V157H12ZM195 156V155H194ZM232 156V155H231ZM230 156V157H231ZM16 157V156H15ZM15 157H14V159H15ZM17 157V158H18ZM37 157V156H36ZM99 158H100V155L98 156ZM197 157V156H196ZM195 157V158H196ZM228 157V156H227ZM16 158V159H17ZM99 158H97V160L99 159ZM119 158V157H118ZM121 158V157H120ZM199 158V157H198ZM202 158H201V160H202ZM205 158H204V161H205ZM59 159V158H58ZM101 159V158H100ZM122 159V158H121ZM188 159H190V158H188ZM187 159V160H188ZM193 159V158H192ZM212 159V160H213ZM228 159V161L230 160L229 158H227ZM1 160V159H0ZM13 160V159H12ZM12 160H10V161H12ZM18 160V159H17ZM17 160H15V161H17ZM21 160V159H20ZM19 160V161H20ZM34 160V159H33ZM32 160V161H33ZM41 160V159H40ZM103 160V159H102ZM14 161V162H15ZM22 161L24 162V160H21L20 161V163H22ZM50 161H52V159L50 160ZM105 161V160H104ZM193 161V160H192ZM197 161H199L198 159H197ZM203 160H202V163L204 162ZM206 161H208V160H206ZM2 162V160L0 161V168H2V169H4L5 168V163H7V162H5L4 164H3V162ZM26 162V161H25ZM24 162V163H25ZM34 163V165H36V166H40V161H38L36 158H35V161H33ZM53 163H54V160L52 161ZM211 162V161H210ZM223 162V161H222ZM237 162V161H236ZM9 163V165L7 166V168L8 167H10V162H8ZM61 163H63V162H61ZM60 163V164H61ZM194 163V162H193ZM206 163V162H205ZM205 163L203 164V165H205ZM217 163V162H216ZM241 163V162H240ZM14 164H17V163H14ZM23 164V163H22ZM21 164V165H22ZM33 164H32V166H33ZM42 164V163H41ZM57 164V163H56ZM55 164V165H56ZM60 164H59V166H60ZM103 164V163H102ZM111 164V163H110ZM198 164V162L196 163V165ZM199 164H201V162L199 163ZM212 164H213V162H212ZM212 164H210V165H212ZM215 164V163H214ZM3 165H4V167H3ZM12 165V164H11ZM18 166H19V163L17 164ZM21 165H20V168H22V170H23V168H25L24 166H22L21 167ZM25 165V164H24ZM54 165V166H55ZM104 165V164H103ZM105 165H106V163H105ZM112 165V164H111ZM209 165V164H208ZM228 165V164H227ZM232 165H233V163H232ZM262 165V164H261ZM13 166V168H15L14 166H16V165H12ZM31 166V165H30ZM30 166H28V167H30ZM51 166V165H50ZM63 166V165H62ZM200 166V165H199ZM202 166V165H201ZM264 166V165H263ZM33 167H35V166H33ZM43 167V166H42ZM46 167V166H45ZM64 167V166H63ZM193 167V166H192ZM203 167H205V166H203ZM225 167H227V166H225ZM12 168V167H11ZM38 168V167H37ZM49 167H47L46 169H48ZM56 168V167H55ZM117 168V167H116ZM197 169H195V170H193V171H191V169H190V171H189V169H188V171H189V174L188 175H185L182 179H180V178H177V179H180L178 182H173V183H178L179 184V182L180 183H184V182H189V184L187 185V186H189L193 191H204V192H209L210 193V191H213V189L215 188V184H216V182L214 181V179H213V177L211 178L210 176H208V173L206 172V171H204L205 170V168H204V170L203 169H201L200 167H196ZM231 168V167H230ZM233 168V167H232ZM2 169H0V171H3ZM6 169V168H5ZM4 169V170H5ZM27 169V168H26ZM32 169V168H31ZM30 169V170H31ZM39 169V168H38ZM37 169V170H38ZM112 169H114V168H112ZM118 169V168H117ZM116 169V170H117ZM186 169V168H185ZM7 170V169H6ZM10 170H12V169H10ZM9 170V171H10ZM15 172H16V170H18V167H16L15 169ZM67 170V169H66ZM8 171V170H7ZM19 171H21V169L20 170H18V172H17V174L19 175V176H17V174H16V178L15 177H13V176H10V177H12V179H10L11 180V182H10V185H13L15 182L17 183L18 182V184L19 183H21V185H23L22 184V182H19L20 181V177H21V172H19ZM24 171V170H23ZM47 171V170H46ZM50 171V170H49ZM48 171V172H49ZM58 171V170H57ZM113 171V170H112ZM114 171H115V169H114ZM184 171V170H183ZM186 171V170H185ZM13 172V171H12ZM33 172V171H32ZM32 172H31V174H32ZM36 172V174H37V171H35ZM48 172H47V174H45V175H47L48 176V178L50 177L51 179L53 178V176H52V174H53V172H52V174H51V172H49V174H48ZM67 172H69V170L67 171ZM116 173V172H115ZM232 173V172H231ZM24 174H25V172L23 173L22 172V175L24 176ZM27 174H28V172H27ZM42 174H43V172H42ZM64 174H65V172H64ZM71 174V173H70ZM10 175V174H9ZM9 175H3L2 174V172H1V174H0V193H5V195H7V196H5L6 197V199H5V197H1V198H4L5 199V201H2V200H0V202L2 201L3 203H0V226H2L1 228H3V226L4 227H6V226H8L9 225V227H12L13 228V226L14 225H20V226H22L21 224H20V222H22L21 221V218L20 217H25L27 214H34V213H36L37 215L39 214L38 212H39V209H41V208H44V210H46L45 208H47V210H49V208H51V206H50V203H48L51 199L52 200H54V198H60V196L62 197L63 195H65V194H67V192L70 190V188L72 189V185L75 183L74 181H72L73 182V184L70 182H68L67 180V183H66V181L63 183L62 182V184L61 183H59L57 186H56V183H55V185H51L50 186V189L48 188H46L47 190H44L43 188V190H40L37 194H35L34 192V194L35 195H33V196H27V197H24V196H26V194H27V192H26V194L23 196V195H21V194H23V193H21L20 194V196H18L19 194H17V192L16 191H14V193H15V197L14 196H11L12 194L10 193V191H9V193H7V190L5 191V189H7L6 187L9 185V184H7L8 182L6 181V179L9 177ZM15 175V174H14ZM26 175V174H25ZM72 175V174H71ZM78 175V174H77ZM76 175V176H77ZM164 175V174H163ZM161 176V175H159V176H154V177H150V176H148V177H143L142 179H134L133 177H129V178H125V179H119V181H114L113 179V183L111 184V183H109L108 184V188L106 189L105 188V185H104V183H103V187H104V190L106 189L107 190V192L108 191H111V193L112 192H115V191H117V188L119 189V188H122L123 190H124V188H132V186L134 187V185L136 184L137 185V183H142V182H145V183H149V184H155L156 185V183H163V184H166L167 183V185L170 183H172L171 182V179H167L168 177L167 176H165V177H167V178H165L164 176ZM7 178H6V177ZM23 176H22V178H23ZM31 176V175H30ZM35 176V175H34ZM40 176V175H39ZM38 176V177H39ZM43 176V175H42ZM41 176V177H42ZM46 176V177H47ZM179 176V175H178ZM182 176V175H181ZM37 177V176H36ZM45 177V176H44ZM61 177V176H60ZM65 177H67V176H65ZM135 177V176H134ZM180 177V176H179ZM21 178V179H22ZM26 178V177H25ZM68 178V177H67ZM77 178V177H76ZM75 178V179H76ZM138 178V177H137ZM24 179V178H23ZM36 179H38V178H36ZM35 179V180H36ZM42 179V178H41ZM40 179V180H41ZM56 179V178H55ZM71 179V178H70ZM74 179V180H75ZM78 179H79V177H78ZM77 179V180H78ZM8 180V179H7ZM9 180V181H10ZM40 180H39V182H40ZM49 180V179H48ZM54 180V179H53ZM63 180V179H62ZM42 181V180H41ZM51 181V180H50ZM64 181V180H63ZM111 181V180H110ZM33 182V181H32ZM37 182V181H36ZM56 182V181H55ZM60 182H61V180H60ZM77 182V181H76ZM109 182V181H108ZM186 182V183H187ZM222 183H224L225 185L224 186H227V187H232V189L234 190V189H237V188H239L242 192L244 191L243 189H246L245 187H242V189L240 188V187H236V185L234 186L233 185V183H232V180H223V181H221ZM221 182H217V184L219 183H221ZM51 183V182H50ZM139 183V184H140ZM77 184V183H76ZM162 184V185H163ZM20 185V186H21ZM78 186H80V184H77ZM76 185V186H77ZM85 185V184H84ZM159 185V184H158ZM161 185V184H160ZM180 185H183V184H180ZM214 185V186H213ZM221 185V184H220ZM231 185H233V186H231ZM183 186H186L185 185V183H184V185ZM13 187V186H12ZM11 187V188H12ZM19 187V186H18ZM21 187H23V186H21ZM25 187V186H24ZM51 187H55L54 189H52ZM82 187V186H81ZM80 187V188H81ZM88 187V186H87ZM101 187H102V185H101ZM163 187V186H162ZM167 187V186H166ZM78 188V187H77ZM83 188V187H82ZM86 188V187H85ZM165 188V187H164ZM170 188V187H169ZM186 188V187H185ZM10 189V188H9ZM8 189V190H9ZM16 189V188H15ZM21 189V188H20ZM52 189V190H51ZM79 189V188H78ZM84 189V188H83ZM96 189H99V187L97 186V188ZM102 189V188H101ZM167 189H168V187H167ZM23 190H25V188L23 189ZM39 189H37V191H38ZM93 190V189H92ZM247 190V189H246ZM22 191V190H21ZM72 191V190H71ZM76 191V190H75ZM74 191V192H75ZM83 191V190H82ZM84 191H86V190H84ZM89 191V190H88ZM97 191V190H96ZM99 191V190H98ZM101 191V190H100ZM103 191V190H102ZM12 192H13V190H12ZM32 192V191H31ZM80 192V191H79ZM94 192V191H93ZM118 192H120L119 190H118ZM117 192V193H118ZM29 193V192H28ZM89 193V192H88ZM101 193V192H100ZM105 192H103V194H104ZM110 192H109V194H111ZM30 194V193H29ZM90 194V193H89ZM93 194V193H92ZM14 195V194H13ZM85 195V194H84ZM112 195V194H111ZM1 196V195H0ZM87 196V195H86ZM57 200V199H56ZM58 201V200H57ZM57 201H55L54 200V202H57ZM53 202V201H52ZM55 204V203H54ZM53 204V205H54ZM43 209H41V211H42ZM52 210V209H51ZM38 211V212H37ZM40 211V212H41ZM46 212V211H45ZM52 212H54V211H52ZM43 214H44V212H42ZM99 213V212H98ZM47 214H48V212H47ZM49 215V214H48ZM98 215V214H97ZM100 215H102V214H100ZM192 215V214H191ZM29 216V215H28ZM36 216V215H35ZM35 216L33 217V218H35ZM188 216H190V215H188ZM193 216V215H192ZM16 217H19L20 218V221H19V219L18 218H16ZM31 217H32V215H31ZM36 217H38V216H36ZM41 217H43V216H41ZM49 217V216H48ZM107 217V216H106ZM191 217V216H190ZM202 217V216H201ZM28 218V217H27ZM26 218V219H27ZM45 218V217H44ZM44 218H42V219H44ZM109 218V217H108ZM197 218V217H196ZM200 218V217H199ZM25 218H24V220L26 221V222H28L27 220H26ZM41 219V220H42ZM50 219V218H49ZM101 219H103V218H101ZM191 219V218H190ZM194 219H195V217H194ZM30 220H32V218L30 219ZM47 220V219H46ZM100 220V219H99ZM197 221L196 222H198L199 220L198 219H196ZM24 221V222H25ZM43 221V220H42ZM44 221H45V219H44ZM49 221V220H48ZM104 221V220H103ZM201 221L203 222V219H201ZM211 221V220H210ZM23 223V222H22ZM34 223H35V221H34ZM210 223V222H209ZM211 223H212V221H211ZM24 224H26V223H24ZM9 227H7V229L9 228ZM23 227V226H22ZM15 228V227H14ZM13 228V229H14ZM71 251V250H70ZM74 253V252H73ZM51 254V253H50ZM71 254V253H70ZM239 254V253H238ZM237 254V255H238ZM255 254V253H254ZM56 255V254H55ZM61 255V254H60ZM54 256L55 258H53V259H51L50 260V258H48L49 260H50V262H61L62 260H61V257H62V255L61 256ZM65 255V254H64ZM72 255V254H71ZM70 255V256H71ZM74 255H76V254H73V256ZM248 255V254H247ZM256 255V254H255ZM233 256V255H232ZM251 256V255H250ZM257 256V255H256ZM67 257V256H66ZM229 257V256H228ZM228 257H227V259H228ZM241 257H242V255H241ZM52 258V257H51ZM62 258H64V256L62 257ZM200 258V257H199ZM229 258H232V257H229ZM236 258V257H235ZM238 258V257H237ZM251 258H254V257H251ZM59 259H60V261H59ZM95 259V258H94ZM191 259V258H190ZM195 259V258H194ZM205 259V258H204ZM215 259V258H214ZM220 259V261H221V258H219ZM224 259V258H223ZM259 259V258H258ZM188 260V259H187ZM210 260V259H209ZM213 260V259H212ZM211 260V261H212ZM218 260V259H217ZM233 260H235L234 259V257H233ZM238 260V259H237ZM241 260V259H240ZM254 260V259H253ZM252 259H251V261H253ZM186 261V260H185ZM190 261V260H189ZM196 260H194V261H192V263H195L196 264V262H195ZM200 261H202V260H200ZM216 260H213V262H215ZM219 261V260H218ZM217 261V262H218ZM227 261H229V259L227 260ZM258 261V260H257ZM256 261V262H257ZM260 262L262 261L261 259L259 260ZM167 262V261H166ZM191 262V261H190ZM204 262V261H203ZM210 262V261H209ZM237 262V261H236ZM259 262V264H261ZM263 262V261H262ZM170 263V262H169ZM174 263V262H173ZM178 263V262H177ZM185 263V262H184ZM199 263H201V262H199ZM167 264V263H166ZM170 264H172V262L170 263ZM175 264V263H174ZM179 264H180V262H179ZM187 264V263H186ZM190 264V263H189ZM212 264V263H211ZM254 264V263H253Z\"/></svg>","mask_w":264,"mask_h":264}]
</instances>
